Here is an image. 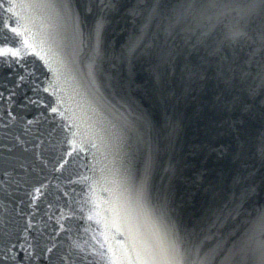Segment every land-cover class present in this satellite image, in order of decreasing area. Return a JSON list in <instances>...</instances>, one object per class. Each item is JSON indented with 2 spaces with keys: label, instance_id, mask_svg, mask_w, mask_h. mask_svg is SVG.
Here are the masks:
<instances>
[{
  "label": "water",
  "instance_id": "1",
  "mask_svg": "<svg viewBox=\"0 0 264 264\" xmlns=\"http://www.w3.org/2000/svg\"><path fill=\"white\" fill-rule=\"evenodd\" d=\"M264 0H0V264H260Z\"/></svg>",
  "mask_w": 264,
  "mask_h": 264
},
{
  "label": "snow or ice",
  "instance_id": "2",
  "mask_svg": "<svg viewBox=\"0 0 264 264\" xmlns=\"http://www.w3.org/2000/svg\"><path fill=\"white\" fill-rule=\"evenodd\" d=\"M260 264H264V251H262L260 255Z\"/></svg>",
  "mask_w": 264,
  "mask_h": 264
}]
</instances>
